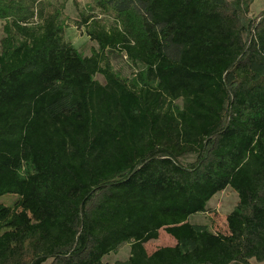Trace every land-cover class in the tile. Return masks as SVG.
Returning a JSON list of instances; mask_svg holds the SVG:
<instances>
[{
    "label": "trees",
    "instance_id": "16d2710c",
    "mask_svg": "<svg viewBox=\"0 0 264 264\" xmlns=\"http://www.w3.org/2000/svg\"><path fill=\"white\" fill-rule=\"evenodd\" d=\"M66 1L0 0V196H18L0 203V264H108L124 242L113 264H264V11L90 0L112 23L81 10L65 24ZM226 187V232L189 220ZM161 228L175 244L147 252Z\"/></svg>",
    "mask_w": 264,
    "mask_h": 264
},
{
    "label": "rangeland",
    "instance_id": "374dc122",
    "mask_svg": "<svg viewBox=\"0 0 264 264\" xmlns=\"http://www.w3.org/2000/svg\"><path fill=\"white\" fill-rule=\"evenodd\" d=\"M81 10L85 12L97 13L100 18L107 24L112 23L113 17L110 14H106L99 6L95 5L90 0H67L63 10V19L65 24H68L70 20L79 17ZM264 11V0H252L248 17L255 19L259 17ZM2 22L0 21V37L2 36ZM64 38L72 43L83 55H89L97 45L94 41H91L88 36L82 31L78 30L74 25L64 27ZM108 59L113 69L121 74L129 76L135 70V66L130 62L123 53L116 50H110L107 53ZM95 78L101 82L104 81L103 76L99 73L95 74ZM178 104L181 102L178 100ZM186 159L191 160L192 156H188ZM16 194L7 193L0 196V203L11 206V204L17 200ZM238 201L237 193L230 187H226L221 191L216 192L206 204V210L193 214L189 217V220L193 223L200 225H206L213 231L226 232L225 215L231 211ZM22 207L27 211L33 220H39L43 217V213L37 208L33 202H26ZM175 239L170 234L166 233L162 228L159 229L158 237L153 240H148L144 243L147 252H151L157 247L173 245ZM130 255V244L128 242L122 243L117 252H111L103 256L102 261L108 264H113L117 260H126ZM49 259L42 264H48ZM251 264H260L251 259Z\"/></svg>",
    "mask_w": 264,
    "mask_h": 264
}]
</instances>
